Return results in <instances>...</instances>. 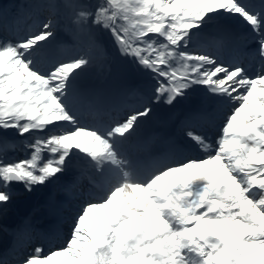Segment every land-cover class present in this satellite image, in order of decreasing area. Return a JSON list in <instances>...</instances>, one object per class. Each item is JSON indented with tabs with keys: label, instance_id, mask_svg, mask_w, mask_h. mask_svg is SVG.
Wrapping results in <instances>:
<instances>
[{
	"label": "snow or ice",
	"instance_id": "obj_1",
	"mask_svg": "<svg viewBox=\"0 0 264 264\" xmlns=\"http://www.w3.org/2000/svg\"><path fill=\"white\" fill-rule=\"evenodd\" d=\"M23 35L0 4V264H264V0H70ZM68 9L81 47L57 58L55 10ZM244 26L259 68L225 61L197 38L223 40L222 26ZM208 30V31H205ZM12 34H9V33ZM110 47L147 86L139 106L123 96L82 88L80 76ZM198 89L181 132L201 155L173 156L142 172L124 149L155 107L172 108ZM107 103L117 115L105 126L82 123L80 105ZM216 108L223 118L213 138L202 126ZM87 169L94 190L82 191L68 231L47 250L27 251L2 223L21 196H57ZM39 209H35L37 211ZM11 257V259H9Z\"/></svg>",
	"mask_w": 264,
	"mask_h": 264
},
{
	"label": "rangeland",
	"instance_id": "obj_2",
	"mask_svg": "<svg viewBox=\"0 0 264 264\" xmlns=\"http://www.w3.org/2000/svg\"><path fill=\"white\" fill-rule=\"evenodd\" d=\"M64 4L70 2L69 0H0V4L4 5V11L7 12L9 17V22L13 27V30L19 34L23 35L26 31L31 30L35 25L39 24L40 21L46 20L50 15H53V10L42 7L48 3ZM55 15L58 20V25L56 28V36L51 41L48 51L57 58H61L67 55L75 54V52L81 47V45L74 40L71 29L72 25L69 22L70 12L68 9L59 8L55 10ZM229 24L231 29L229 28ZM228 32V38L223 40L218 39H207L204 34H201L196 41L197 46H204L212 49L213 51H218L221 57V51L224 50V42L228 40H233L236 42L235 35H233V29L241 30L238 38L244 31V26L234 19H228L222 25ZM232 30V31H231ZM208 31V30H205ZM9 34H12L11 32ZM233 35V36H232ZM218 41V42H216ZM244 43L241 44V49H243ZM256 59L254 58V63ZM253 62L249 67V63L245 64L247 67L254 68ZM80 86L87 89L99 90L106 96L114 95V90L117 93H122L130 87H138L145 89L147 86V80L144 77H140L131 72L129 67L116 59L110 47L105 51L103 58L97 60V62L87 69L80 76ZM141 90H135L133 95L129 92L123 96L121 107H137L139 106L141 96L143 92ZM138 95V96H137ZM203 96V90L198 89L195 94H193L188 100L181 101L179 104L172 108H168L164 105H159L155 107V111L150 118V121L159 126L164 130L167 136L158 138V143L163 149H169L168 141L170 140V134L172 137L176 138L179 142V150L181 152V157L184 155L198 156L201 153L187 145L181 132L182 128V117L183 114L189 109V107L198 102ZM80 111L82 115V123L87 126H105L110 119L114 118L117 113L112 110L109 104H98L96 106L80 105ZM223 108H216L211 114V120L205 119L202 121V126H204L208 135L215 137L219 124L223 118ZM141 141H145V144H141ZM153 143V138L145 137L140 138L138 134V129L134 136L124 145L130 146L127 152L131 153L140 162V169L142 172L150 171L149 152L151 150L150 145ZM155 143H153V146ZM76 171L70 173L69 175H76L80 172L84 173L88 171L84 168H75ZM90 173V172H88ZM90 181L86 179L81 180L82 185L73 186L69 191H61L57 196V207L54 211H49L46 206V194L44 190H40L42 197L37 200L35 197L21 196L17 199L14 207L18 208L22 206L25 210L28 208V201L32 200V209H39L31 214V217L36 218L42 215L41 219L46 225H51L53 222L60 220L59 225L55 227L57 241L63 240V237L68 231L65 222H69L70 213L74 212L79 205V196L84 189H86V183ZM75 187V188H74ZM44 192V193H43ZM38 202V204H37ZM34 209V210H35ZM20 212V211H19ZM21 213V212H20ZM12 213L9 212L7 215L10 216ZM7 218V217H6ZM4 218L2 223L4 226L7 223V219ZM60 224L63 225V230L59 234ZM5 235L0 234V240L4 239ZM61 243V242H59ZM58 243V244H59Z\"/></svg>",
	"mask_w": 264,
	"mask_h": 264
},
{
	"label": "bare ground",
	"instance_id": "obj_3",
	"mask_svg": "<svg viewBox=\"0 0 264 264\" xmlns=\"http://www.w3.org/2000/svg\"><path fill=\"white\" fill-rule=\"evenodd\" d=\"M227 43V42H226ZM230 44V43H229ZM227 45H228V43H227ZM245 51V50H244ZM231 52H234L233 51V49H231L230 51H229V54H231ZM245 53H246V56L244 57V58H246V57H248V58H250V57H252V55H251V52L250 51H245ZM226 54V53H225ZM221 59H223V57L221 56ZM224 60V59H223ZM259 68V66H257L256 68H255V70L256 69H258ZM251 71H253L252 69H250ZM254 70V71H255ZM76 171V169L74 168L73 169V171L72 172H75ZM76 175H79V177H80V179H79V181L74 185V186H80V185H82V183H81V180H84V173H82V172H80L79 174H76ZM93 190V189H92ZM44 193V192H43ZM35 198H37V200L39 201V199L42 197V193H39L38 192V194L36 195V196H34ZM37 204H38V202H37ZM34 209H35V207H34ZM34 209H33V211L29 214V215H26V216H24V215H22V214H19L20 212V210L18 209V208H16V207H14V206H12L11 208H10V210H9V212H11L12 214L10 215V216H6V217H4V218H6L7 219V223H6V225H8L7 227L9 228V226H11V225H18V226H20L21 224H22V222L24 221V219L26 218V217H31V214L34 212ZM8 212V213H9ZM41 218L40 217H36V218H33V217H31V221H33V220H36V221H38V220H40ZM68 223L67 222H65L64 223V225H67ZM67 227V226H66ZM10 235V234H9ZM21 237V236H20ZM11 240H13V237H12V239ZM21 241L22 240H20V238H19V242L21 243ZM24 245L25 246H28L29 245V242H25L24 243Z\"/></svg>",
	"mask_w": 264,
	"mask_h": 264
},
{
	"label": "water",
	"instance_id": "obj_4",
	"mask_svg": "<svg viewBox=\"0 0 264 264\" xmlns=\"http://www.w3.org/2000/svg\"><path fill=\"white\" fill-rule=\"evenodd\" d=\"M28 203H30V201H29ZM22 206H23V204H22ZM22 206L20 207V209H22ZM29 206H30V204H29ZM27 211H28V210H27ZM25 213H26V211H25Z\"/></svg>",
	"mask_w": 264,
	"mask_h": 264
},
{
	"label": "trees",
	"instance_id": "obj_5",
	"mask_svg": "<svg viewBox=\"0 0 264 264\" xmlns=\"http://www.w3.org/2000/svg\"><path fill=\"white\" fill-rule=\"evenodd\" d=\"M70 1V0H69Z\"/></svg>",
	"mask_w": 264,
	"mask_h": 264
}]
</instances>
